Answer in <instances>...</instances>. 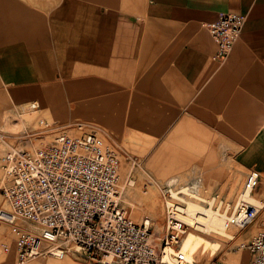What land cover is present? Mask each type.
Masks as SVG:
<instances>
[{
	"label": "crops",
	"instance_id": "0c3cea01",
	"mask_svg": "<svg viewBox=\"0 0 264 264\" xmlns=\"http://www.w3.org/2000/svg\"><path fill=\"white\" fill-rule=\"evenodd\" d=\"M224 13L243 33L217 59L206 24ZM32 102L115 146H165L174 178L255 168L264 200V0H0V129Z\"/></svg>",
	"mask_w": 264,
	"mask_h": 264
},
{
	"label": "built area",
	"instance_id": "2783aa9c",
	"mask_svg": "<svg viewBox=\"0 0 264 264\" xmlns=\"http://www.w3.org/2000/svg\"><path fill=\"white\" fill-rule=\"evenodd\" d=\"M245 17L224 13L207 23L215 44L214 58L228 57L243 33ZM37 111L32 102L21 108ZM33 133L10 135L0 130V143L8 144L0 160V228L8 227L3 253L14 264L52 257L79 255L90 264H229L225 260L201 263L176 249L188 224L182 219L188 193L165 183L160 185L164 207L163 246L155 243L152 220L135 221L121 199L120 158L98 130L83 122L65 126L41 118ZM53 138L40 145L33 139ZM37 136V137H35ZM233 210L224 220L226 229H245L261 210L248 200L261 183L251 168ZM234 236L231 240H235ZM247 251V264H264V231L237 244Z\"/></svg>",
	"mask_w": 264,
	"mask_h": 264
},
{
	"label": "rangeland",
	"instance_id": "374dc122",
	"mask_svg": "<svg viewBox=\"0 0 264 264\" xmlns=\"http://www.w3.org/2000/svg\"><path fill=\"white\" fill-rule=\"evenodd\" d=\"M42 117H47L51 121H55L58 125L65 126V128L69 127V124L72 125L76 122H85L78 119L71 120L70 122H58L51 114L45 111L39 112L31 109H29V111H23L21 108H18L13 113L7 114L5 120L7 124L5 128H1L0 130H6L10 135H14L20 131L33 133L39 129L38 121ZM64 130L68 132L75 131L72 128H66ZM100 134L102 135L101 132ZM52 138V135H44L42 139L37 138L33 140L36 145H40L49 142ZM104 139L106 143L112 145L119 154L120 184L122 188L121 199L123 204L127 207L135 221L141 222L145 217L151 218L153 237L159 248L163 246L162 237L164 235V207L160 193V185L165 183L174 184L175 187L188 193L187 200H190L195 205H203L206 208L210 207L209 202L214 199V210L219 207L221 212L224 213L228 210L227 213L229 214L232 212L234 204L243 190L246 172L251 169H246L242 174L239 169L235 167L236 165L234 162H207L205 171L196 177L174 178L166 174L167 168L170 165L166 161L165 146L152 145L148 148V150H150L146 151L147 149L145 146L143 147L144 150H142L140 148L137 149V146L135 148L130 146L127 142H124L121 144V147H119L113 145L106 137ZM12 141L13 139H8V144ZM8 144L0 143V160L4 152L8 149ZM262 174L264 175L263 172ZM256 192L257 191L252 193L251 196H253L254 199L251 198L250 201L257 205H259L260 202L262 205L261 209L264 210V200H261ZM254 222L245 229L232 227V229L229 230L230 233L239 238L237 241L229 240L227 236L213 232L210 234H203L208 239L219 242L221 246L213 258L207 259L208 256L206 254L199 259V262L207 263L209 260L220 259L225 260L229 264H247V251L238 250L237 244L250 241L252 237H247V235L250 233L251 229L255 227ZM187 229L189 230V228ZM190 230L198 232L195 228H190ZM8 233V227L3 226L0 228V264L15 263L13 255L4 254L1 247L2 243L7 240L5 236ZM242 238L245 240H242ZM180 244L175 245V247L180 246ZM66 261L72 264H90L79 255H69L64 259L52 257L40 258L28 264H67Z\"/></svg>",
	"mask_w": 264,
	"mask_h": 264
},
{
	"label": "bare ground",
	"instance_id": "6f19581e",
	"mask_svg": "<svg viewBox=\"0 0 264 264\" xmlns=\"http://www.w3.org/2000/svg\"><path fill=\"white\" fill-rule=\"evenodd\" d=\"M251 198L254 199L253 196H249L248 200L250 201ZM209 203L210 207L206 208L203 205H195L190 200L187 201L185 214L182 215V219L188 224L189 230H186L180 246L177 248L173 246L166 247L165 251L167 254L174 252L176 249H181L190 260L195 259L199 261V259L206 254L208 256L207 259H211L217 254L221 245L217 241L208 239L203 234H210L213 232L227 236L229 240L235 236L229 232L232 228L226 229L224 226V220L228 215V210L224 213L220 211L219 207L214 210V200ZM257 206L262 208L260 202ZM190 228H195L198 232L190 230Z\"/></svg>",
	"mask_w": 264,
	"mask_h": 264
}]
</instances>
